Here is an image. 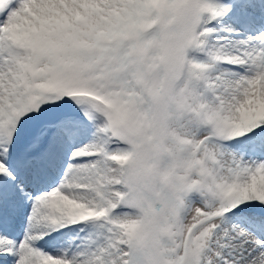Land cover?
I'll return each instance as SVG.
<instances>
[{"label":"snow or ice","instance_id":"obj_1","mask_svg":"<svg viewBox=\"0 0 264 264\" xmlns=\"http://www.w3.org/2000/svg\"><path fill=\"white\" fill-rule=\"evenodd\" d=\"M0 264H264V0H0Z\"/></svg>","mask_w":264,"mask_h":264}]
</instances>
